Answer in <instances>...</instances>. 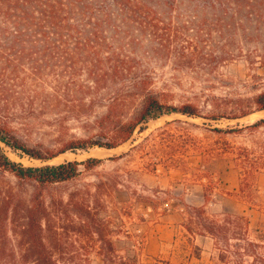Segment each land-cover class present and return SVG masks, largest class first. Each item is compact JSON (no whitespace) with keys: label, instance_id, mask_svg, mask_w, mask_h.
Returning a JSON list of instances; mask_svg holds the SVG:
<instances>
[{"label":"rangeland","instance_id":"374dc122","mask_svg":"<svg viewBox=\"0 0 264 264\" xmlns=\"http://www.w3.org/2000/svg\"><path fill=\"white\" fill-rule=\"evenodd\" d=\"M187 1L192 0H177L178 8L159 13L155 27L148 22L141 31L135 27L129 32L145 71L160 87L168 84L178 104L192 101L205 107L210 94L244 95L264 86V0L250 8V0H243L245 7L236 15L229 3L221 9L201 0V9L189 10ZM70 21L82 24L75 17ZM14 37H18L14 25L0 18V118L32 144L56 146L61 128L78 137L95 134L91 124L106 111L107 103L90 93L89 51L69 40L71 36L56 46L21 42L16 47ZM192 46L200 47L198 55L181 58L184 48ZM102 56L107 58V52ZM263 117L260 112L239 122L250 124ZM205 123L209 122L201 118L166 116L151 121L144 132L137 131L118 149L67 153L73 155L46 163L6 151L27 167L104 160L96 170L82 169L79 179L44 193L51 210L45 223L46 241L62 263L104 264L97 255L98 236L91 234L94 228L76 215L77 207L83 206L102 221L101 229L115 241L120 256H138L140 264H223L211 237L187 231L186 207H201L193 186H202V171H210L219 190L208 214L218 219L228 213L247 216L254 236H264V172L257 176L259 197L252 205L237 196L242 174L233 156L205 154L222 150L224 141L235 148H254L255 142L264 141V130L254 136L221 137L208 131ZM235 123L223 121L212 128ZM21 193L29 200L33 187L26 186ZM21 224L22 220L12 222L5 214L0 216V254L12 264L18 262L15 254L22 253ZM166 226L168 231L163 229ZM152 234L170 243L162 248L150 246Z\"/></svg>","mask_w":264,"mask_h":264},{"label":"trees","instance_id":"16d2710c","mask_svg":"<svg viewBox=\"0 0 264 264\" xmlns=\"http://www.w3.org/2000/svg\"><path fill=\"white\" fill-rule=\"evenodd\" d=\"M258 1L250 0L249 8L257 5ZM242 2L209 0L211 5L221 9L227 3L232 4L234 15L245 7ZM201 3V0H192L185 5L193 10L201 9ZM96 4L100 5L99 8ZM178 6L177 0H0V18L12 23L18 34L14 37V47L21 42L56 46L64 40L67 42L71 36L69 40L88 50L90 61L86 67L91 82L90 93L92 98L103 97L107 103L106 111L91 124L95 134L78 137L61 128L58 129L56 146L32 144L22 138L10 122L0 118V216L5 214L7 221L12 222L22 220L18 234L22 253L15 254L16 264H75L72 260L62 263L46 241L45 223L51 216V210L44 193L49 188L79 179L84 171L96 170L104 160L91 158L84 162L27 167L11 159L7 149L20 158L44 163L67 153L78 154L96 148L115 150L128 143L137 131L144 132L151 121L172 115L207 120L209 123L204 127L221 137L254 136L264 130V117L250 124L239 122L264 112V86L244 95L232 92L218 97L210 94L205 107L192 101L178 104L169 85L165 83L160 87L141 66L136 40L128 35L129 32L135 27L141 31L148 22L155 27L159 13H167V10ZM71 17L82 24L73 25ZM109 42L114 44L113 48L108 46ZM199 49L198 46L184 48L180 57L194 59ZM106 52L108 56L103 60L102 55ZM223 121L236 123L212 128ZM223 146L222 150H206V156H233L242 174L237 196L255 205L259 197L256 179L264 172V141L255 142L254 148H235L228 141H224ZM215 180L212 172L202 171L199 181L203 186L205 205L186 207L189 212L187 231L192 236L211 237L223 264H264V236H254L247 216L228 213L218 219L208 214L207 208L219 190ZM26 186L33 187L29 200L21 193ZM76 215L94 228L91 234L98 236L97 255L104 264H140L138 256L118 254L115 241L101 229L99 224L102 221L93 215L90 207L78 206ZM1 257L2 254L0 261L12 264Z\"/></svg>","mask_w":264,"mask_h":264},{"label":"crops","instance_id":"0c3cea01","mask_svg":"<svg viewBox=\"0 0 264 264\" xmlns=\"http://www.w3.org/2000/svg\"><path fill=\"white\" fill-rule=\"evenodd\" d=\"M193 187L195 188L193 191L197 193V199H196L197 205H199V206L205 205V196L203 194L204 193L203 187L202 186H198V185H194ZM169 228H170L169 226L163 227V229L166 230V231H168ZM204 238H209V237L204 236ZM209 239L214 241L212 238H209ZM169 243H170L169 240H165L162 235L158 236V235L152 234L151 237H150V240H149L150 246L152 245V246L157 247V245H158V247L160 246V248H162V246H165V245H167Z\"/></svg>","mask_w":264,"mask_h":264},{"label":"bare ground","instance_id":"6f19581e","mask_svg":"<svg viewBox=\"0 0 264 264\" xmlns=\"http://www.w3.org/2000/svg\"><path fill=\"white\" fill-rule=\"evenodd\" d=\"M111 151V150H110ZM73 154H64V155H62V156H60V157H64V156H72Z\"/></svg>","mask_w":264,"mask_h":264}]
</instances>
